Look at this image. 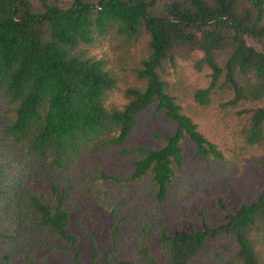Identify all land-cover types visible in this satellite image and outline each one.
<instances>
[{"label": "trees", "instance_id": "16d2710c", "mask_svg": "<svg viewBox=\"0 0 264 264\" xmlns=\"http://www.w3.org/2000/svg\"><path fill=\"white\" fill-rule=\"evenodd\" d=\"M185 62L206 78L192 103L242 148L262 145L264 0H0V264H85L66 174L113 149L123 171L100 175L119 197L110 247L89 236V264H264V188L218 225H160L155 241L122 246L115 212L143 186L164 200L188 145L207 166L225 158L174 94ZM150 108L173 130L127 144Z\"/></svg>", "mask_w": 264, "mask_h": 264}, {"label": "rangeland", "instance_id": "374dc122", "mask_svg": "<svg viewBox=\"0 0 264 264\" xmlns=\"http://www.w3.org/2000/svg\"><path fill=\"white\" fill-rule=\"evenodd\" d=\"M174 94L186 112L198 123L200 130L223 150L221 163L207 166L193 158L187 146L184 169L162 201L151 197L146 186L140 188L128 206L115 212V222L121 228L122 246L127 249L133 241H155L160 225L169 231L200 228L206 223L215 226L242 204L257 199L264 188V143L242 148L223 127L220 115L213 108H199L191 101V92L206 83L204 75L194 72L184 63L172 80ZM173 124L152 108L145 111L133 129L128 143L150 140L155 131L169 132ZM122 159L115 149L97 155L83 154L68 168L66 176L72 182L73 214L71 229L79 235L82 260H91L89 236L96 239L102 253L109 249L111 209L118 200V191L102 173H122ZM37 182H34L36 184ZM99 261L98 263H100ZM205 264L203 259L194 264ZM48 264H73L65 255L52 256Z\"/></svg>", "mask_w": 264, "mask_h": 264}]
</instances>
